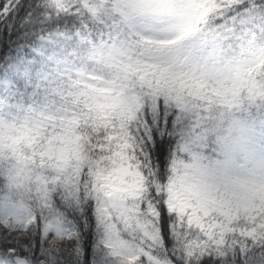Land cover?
Instances as JSON below:
<instances>
[{
    "label": "snow or ice",
    "instance_id": "snow-or-ice-1",
    "mask_svg": "<svg viewBox=\"0 0 264 264\" xmlns=\"http://www.w3.org/2000/svg\"><path fill=\"white\" fill-rule=\"evenodd\" d=\"M0 264H264V0H0Z\"/></svg>",
    "mask_w": 264,
    "mask_h": 264
}]
</instances>
